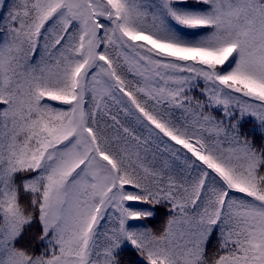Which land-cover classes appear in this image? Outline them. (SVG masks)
<instances>
[{"label":"snow or ice","instance_id":"1","mask_svg":"<svg viewBox=\"0 0 264 264\" xmlns=\"http://www.w3.org/2000/svg\"><path fill=\"white\" fill-rule=\"evenodd\" d=\"M250 117L264 129V0H15L0 16V264H124L127 247L144 264H264ZM154 145L190 171L157 167ZM157 205L164 229L133 230ZM34 223L40 254L18 246Z\"/></svg>","mask_w":264,"mask_h":264},{"label":"trees","instance_id":"2","mask_svg":"<svg viewBox=\"0 0 264 264\" xmlns=\"http://www.w3.org/2000/svg\"><path fill=\"white\" fill-rule=\"evenodd\" d=\"M5 3L7 7L0 9V16L3 17L8 16V10L11 7H13L15 0H5ZM190 32L192 34H198L196 30H190ZM203 87H204V82L200 81V86L198 88H194L193 91L190 93V95L195 96L197 99H201V100L204 99V97L201 96V91ZM110 107L112 108L113 113L118 112V106L112 107L110 105ZM176 115L177 116L180 115L179 110L176 112ZM212 115L216 116L217 118H222L221 113L219 111H213ZM118 118L121 120L123 124H125V126H129L128 120L125 118L123 112H119ZM190 119L191 118L189 117V120ZM105 121L108 124H111L110 117H105ZM258 125H259V120L256 117H250L247 119V122L244 124V130L250 134V138L254 139L257 147H260L261 145H264V129L259 128ZM225 126H227V121L225 122ZM176 147L179 148L180 146L177 145ZM153 152H155L156 154V159L153 163H155L157 167L167 166V171L173 174L174 176H176L177 179H181L186 174V171H190L187 169V166L184 163L183 156L181 155L180 158H174L171 155V153L165 149L164 145H160L159 147L154 145ZM184 152H186V150H184ZM151 158L152 157L150 153L149 155L150 161ZM126 187L128 190H133L131 186H126ZM128 204L133 209L152 207L149 205L141 204L140 202L130 201L128 202ZM155 208H156V212L153 217L147 218L143 221H129V224L132 226L133 230H144V228H147L157 233L162 231L166 226L167 220L169 218V214L165 205H157L155 206ZM111 227H112L111 221H107L103 223V226L100 229L102 233L100 238L101 241H103V233L109 230ZM39 234H40V226L38 223H34L30 229L26 230L24 236L18 241V246L25 247L35 254H40L44 250V247L38 239ZM219 234H220L219 232L215 233V235L212 238L211 244H209L207 247V255L209 258H214L217 255V246H218L217 237L219 236ZM119 258L124 261V264H129V262H132V264H144L143 258L140 257L131 247L125 248Z\"/></svg>","mask_w":264,"mask_h":264},{"label":"rangeland","instance_id":"3","mask_svg":"<svg viewBox=\"0 0 264 264\" xmlns=\"http://www.w3.org/2000/svg\"><path fill=\"white\" fill-rule=\"evenodd\" d=\"M200 81H203L202 79Z\"/></svg>","mask_w":264,"mask_h":264}]
</instances>
